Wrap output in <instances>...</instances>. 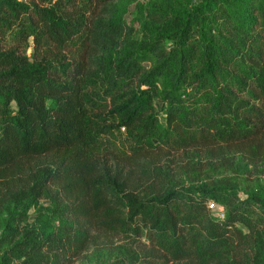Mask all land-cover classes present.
I'll return each mask as SVG.
<instances>
[{"label": "trees", "instance_id": "obj_1", "mask_svg": "<svg viewBox=\"0 0 264 264\" xmlns=\"http://www.w3.org/2000/svg\"><path fill=\"white\" fill-rule=\"evenodd\" d=\"M192 148L264 163V0H0V264H264V184L151 166Z\"/></svg>", "mask_w": 264, "mask_h": 264}, {"label": "rangeland", "instance_id": "obj_2", "mask_svg": "<svg viewBox=\"0 0 264 264\" xmlns=\"http://www.w3.org/2000/svg\"><path fill=\"white\" fill-rule=\"evenodd\" d=\"M138 14L136 2L131 3L126 14L127 21L134 24ZM30 44H33L32 39ZM32 52L33 48L30 47L28 53L32 54ZM155 106L157 110H161L162 101L155 100ZM119 141L124 142L125 139L121 138ZM241 159L239 154H227L223 158L211 159L205 151L198 152L195 148L179 149L173 150L168 156L161 155V159L158 162L153 160L151 166L167 171L170 181L176 184H187L194 177L203 181H215L213 179H222L226 176L234 178L241 191L253 190L256 186L264 184V163L259 166L244 165ZM41 203L48 205L50 200L42 199ZM35 216L36 209L33 208L29 212V221H33ZM117 240L121 241L119 238ZM113 258L114 253L101 243L90 246L74 264H108Z\"/></svg>", "mask_w": 264, "mask_h": 264}, {"label": "built area", "instance_id": "obj_3", "mask_svg": "<svg viewBox=\"0 0 264 264\" xmlns=\"http://www.w3.org/2000/svg\"><path fill=\"white\" fill-rule=\"evenodd\" d=\"M208 208L212 212V215L214 217L218 218H224L225 217V211L222 210L217 203L214 200L208 201Z\"/></svg>", "mask_w": 264, "mask_h": 264}]
</instances>
